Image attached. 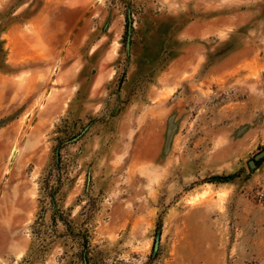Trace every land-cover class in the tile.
Returning a JSON list of instances; mask_svg holds the SVG:
<instances>
[{
    "label": "rangeland",
    "instance_id": "rangeland-1",
    "mask_svg": "<svg viewBox=\"0 0 264 264\" xmlns=\"http://www.w3.org/2000/svg\"><path fill=\"white\" fill-rule=\"evenodd\" d=\"M262 150L264 0H0V264H264Z\"/></svg>",
    "mask_w": 264,
    "mask_h": 264
},
{
    "label": "water",
    "instance_id": "water-1",
    "mask_svg": "<svg viewBox=\"0 0 264 264\" xmlns=\"http://www.w3.org/2000/svg\"><path fill=\"white\" fill-rule=\"evenodd\" d=\"M264 158V150H262L261 152L257 153L251 160L248 161V166L251 170L256 168L257 162L262 160ZM231 177H212L210 178L213 181H226L229 180ZM159 241H160V234L157 233L155 236V240H154V245H153V251H152V256H154L156 254V252L158 251V247H159Z\"/></svg>",
    "mask_w": 264,
    "mask_h": 264
},
{
    "label": "built area",
    "instance_id": "built-area-1",
    "mask_svg": "<svg viewBox=\"0 0 264 264\" xmlns=\"http://www.w3.org/2000/svg\"><path fill=\"white\" fill-rule=\"evenodd\" d=\"M256 197L259 201H264V189L259 190L256 193Z\"/></svg>",
    "mask_w": 264,
    "mask_h": 264
}]
</instances>
